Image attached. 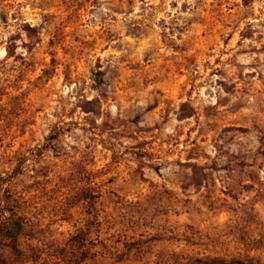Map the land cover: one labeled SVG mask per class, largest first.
<instances>
[{"label": "rangeland", "instance_id": "1", "mask_svg": "<svg viewBox=\"0 0 264 264\" xmlns=\"http://www.w3.org/2000/svg\"><path fill=\"white\" fill-rule=\"evenodd\" d=\"M0 264H264V0H0Z\"/></svg>", "mask_w": 264, "mask_h": 264}, {"label": "trees", "instance_id": "2", "mask_svg": "<svg viewBox=\"0 0 264 264\" xmlns=\"http://www.w3.org/2000/svg\"><path fill=\"white\" fill-rule=\"evenodd\" d=\"M195 165V164H194ZM194 167H196V166H194ZM194 171H195V169H194Z\"/></svg>", "mask_w": 264, "mask_h": 264}]
</instances>
